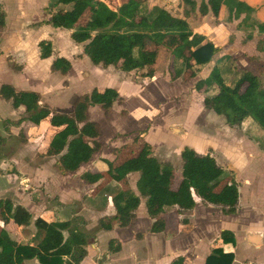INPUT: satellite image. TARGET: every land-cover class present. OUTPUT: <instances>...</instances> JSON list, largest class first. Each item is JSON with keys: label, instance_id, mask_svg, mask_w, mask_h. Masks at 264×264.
Listing matches in <instances>:
<instances>
[{"label": "trees", "instance_id": "1", "mask_svg": "<svg viewBox=\"0 0 264 264\" xmlns=\"http://www.w3.org/2000/svg\"><path fill=\"white\" fill-rule=\"evenodd\" d=\"M183 1L192 10L196 9L197 3L194 0ZM225 3L226 0L203 1L199 12L204 17L211 10L218 17ZM58 5L69 6L70 9H60L52 14L48 24L54 28L74 30L72 39L76 43L85 44L84 53L95 65L114 66L123 72L144 70L155 64L158 48H164L171 57L173 79L183 77L188 82L196 77L195 67L209 64L218 52V48L206 42L204 36L193 33L185 19L175 17L159 7L145 12L140 0H128L118 10L103 1L95 0H57L55 6ZM235 8L236 16L246 14V19L254 11L246 2L240 1ZM4 19V14L0 12V27L4 25ZM247 27L257 28L260 34H264V23H253ZM39 46L43 59L52 56L50 42H41ZM151 46L154 49H150ZM258 50L264 51V39L259 42ZM181 62L185 66L184 73L179 69ZM71 67V63L64 58L55 60L52 66L54 71L64 74ZM147 76L153 77L154 72L150 71ZM227 80L220 69L215 67L208 78L196 83L199 92L213 86L218 89L215 95L204 99L205 107L224 116L227 125L232 128L240 127L247 119H251L264 131V88L260 79L252 72H246L235 86L229 85ZM0 95L6 100H12L17 108L23 106L31 123L40 125L43 121L49 122L54 133L48 144V153L60 155V169L68 173L79 170L100 150V144L96 141L99 136L97 125L86 119L88 108L100 105L110 109L120 98L115 89H94L76 105L72 117L67 114L53 115L49 109L40 105V96L36 92H17L11 85H3ZM115 155L113 161H107L110 183L119 185L131 173H140V177L137 181L138 195L128 187L113 197L116 209L114 219L122 228L130 226L135 211L141 205V198L146 200L147 213L157 218L174 195L173 166L159 161L147 142L139 149L133 145L123 146L115 150ZM181 158V189L190 186L200 196L219 189L225 171L213 156H202L186 147ZM102 179V173H85L82 176L86 184H96ZM225 193L226 197L234 194V187ZM0 219L5 223L13 221L23 226L31 221V215L24 207H15L11 200L2 199ZM35 227L40 238L37 245L21 244L13 240L6 230H0V264H23L28 260H37L40 264H81L85 259L88 236L77 227L72 228V222H48L38 218ZM106 228L112 227L108 224ZM166 228V221L159 218L153 223L151 232L159 234L166 231ZM65 233L69 234L67 238ZM221 240L225 244H234L235 236L230 231H224ZM234 258L233 253H225L223 249L216 248L207 258L206 264H233ZM172 264H185V258L178 257Z\"/></svg>", "mask_w": 264, "mask_h": 264}, {"label": "rangeland", "instance_id": "2", "mask_svg": "<svg viewBox=\"0 0 264 264\" xmlns=\"http://www.w3.org/2000/svg\"><path fill=\"white\" fill-rule=\"evenodd\" d=\"M95 1H103L112 9L118 10L128 0ZM140 1L144 6L145 12H151L155 7H175L179 2L181 5H185L186 8L183 0ZM53 2L50 0H0L2 9L7 13V29L0 46V50L3 52L0 56V81L2 84L11 83L15 86H17V83L20 84L22 82V87L24 88H40L44 94L41 96L43 107L49 109L53 115L67 114L73 117L75 111L74 106L86 96L90 95L91 91L88 86V79H86V82L81 80V75L77 71L78 67L86 66L79 54L83 45L76 43L69 37L72 34V31L69 29H55L43 24L44 21L51 18L46 7L53 4ZM238 2L239 0H236L233 5L236 7ZM255 19L257 18L254 17V22H252L254 24L258 23ZM230 20H233V18H230ZM82 21L84 22L85 20L83 19ZM59 31L63 33L70 31V34L67 33V37L63 35L59 38L61 33ZM254 32L255 29L250 27L246 30L244 36L235 37L237 44L230 45V47L237 49L233 51V54L236 52L239 56H236L238 57L236 60L233 59L230 63L227 57L221 62L222 64H217L221 68L226 67L228 70L229 66L235 69L234 71L232 70V73L226 71L228 84L231 86H235L246 72L253 71L261 78L264 88V64H261L264 62V56L262 59L260 58L261 60H257L255 56L257 55L256 43L258 42L255 41L253 42L254 44H247L248 40L245 38V36L250 34L253 35ZM44 40L53 42V46L55 48L57 47V49L54 48L56 53L62 51V55L58 57H69L70 59V56L73 55L72 61L76 64L75 69H71L72 71L70 70L66 75H60L53 70H49L48 59L42 60L40 58L39 43ZM150 49H154V46H151ZM239 51L243 52V55ZM82 53H84L83 49ZM5 56H10L12 58L11 60L15 62L28 63L31 68H28L27 75L19 78L17 74H24L25 66L13 63L12 69L16 74L10 69L8 65L10 62L6 60ZM85 57L89 65L94 66L89 57L87 55ZM52 58L53 56L49 59ZM256 60L259 64L255 63ZM111 68L112 70H116L114 66H111ZM145 69L141 72L142 74H139V72L136 75L137 77H132V83L135 86L132 92L133 94L124 99V104L122 102L118 105L115 112H110L111 120L117 118L119 114L125 117L127 113L125 110L129 111L133 107L134 109L136 107L138 108L131 117L138 115L140 112H152V105L157 102L154 89L158 85L156 83L153 84V81H151L154 76L149 77L147 75L150 71H153L154 74L157 70L160 71L159 82H162L161 85H163L168 83V74L167 69H165V62L160 65L159 58L156 59L153 66ZM181 70L182 73L185 72L184 65ZM116 71L121 74L126 73L120 70ZM199 73H201V70H198V75L195 80L188 83L182 84L181 82H175V86L172 87V91L175 92V99L170 100L167 105V107L169 105L171 106L169 107L171 114L169 118L172 117L175 120H181V122L190 126L184 134L185 136L181 135V137L177 138L181 143L177 144L173 139V144L168 148L163 145L165 142L160 131V135H155V141H153L155 147L149 143L152 150L154 149L155 151V153L153 152L154 156L161 162L171 164L174 168L172 184L174 195L171 196L170 203L163 212L164 218L167 220L166 231L160 234L151 232L153 223L156 219L162 217L159 215L156 216L157 218H153V215L148 214L145 207L146 200L141 198L142 205L136 211L130 227L135 237L130 234L125 240V245L128 247L125 254L129 256V260L126 258L129 264H141L142 261H146L148 264H170L172 259L179 254H185L187 252L188 255H193L195 254L194 245L199 242V238L202 240L204 236L203 242L206 240L213 241L218 237L221 227L227 226L228 228L231 223H235L240 231L251 227L264 228V202L261 203L260 200L264 196V131L251 119H247L240 127L232 128L227 125L224 116H219L207 109L204 104V98L211 96L214 93L213 91H217V89H208L205 92L197 91L195 86L201 77ZM140 77H143V79H140ZM109 80L117 83L116 80L111 78ZM127 80L129 81V79ZM142 84H144L143 87H141ZM148 84L149 86L147 88L146 86ZM151 84L154 86H151ZM25 90L36 91V89ZM176 96H179V98H176ZM7 105V107L17 109L11 101L7 102ZM188 105L193 109L189 110L190 107ZM104 109L103 107V110L96 109L92 112L93 119L101 123L100 130H103V132L107 129L106 125L108 126L105 121L107 117L106 110H109ZM43 123L47 125L44 128L46 130L43 129L44 136H39L42 137L41 140H38L40 141L39 146L33 143L32 148L37 149L41 158L49 157L50 161L57 165L59 164L60 155H50L48 153L47 139L52 128L48 121H43ZM116 126L119 125L116 124ZM126 127L122 129L124 130L123 132L133 129ZM173 133L175 134V131ZM26 142H28V139L25 136L21 137V142L11 141L5 147V150L7 152L12 151L13 148L17 150L22 148ZM144 143L146 141L137 136L134 138L133 146L139 149ZM189 146L199 155L213 156L219 166L224 169V179L221 181L220 187L216 192L204 193L202 194L203 196H200L194 188L188 185L187 188L181 189L183 184L181 176L183 163L179 152L182 153L183 149ZM136 177L134 175L125 179L126 188L130 187L136 181ZM258 179L262 181L260 185H258ZM21 182L22 179L17 181V187L18 191L23 193ZM232 186L235 189V193L226 197V190ZM120 190H122L121 186L111 185L109 190L105 191L107 196H103V208L105 209L104 214L106 213V219L103 220V216L100 218H91L87 221L83 219L81 221L82 226H78L87 234L90 243L88 259H86L84 264H127L123 260L117 261L120 258L119 255L114 256V254L121 252V242L118 239L111 240L114 237L124 235L125 231L121 230L115 233L105 231L107 230L106 226L108 224L112 228L114 224H118L117 220L114 219L115 216L112 215L114 212H112L113 205L111 204V200ZM178 195L180 196L179 199L177 198ZM183 202L184 204L182 205ZM207 225H209L208 228ZM19 227H22L23 230L18 231V233H24L25 241L35 245L39 242L40 238L37 234H34L33 223L31 221ZM203 231H206V235Z\"/></svg>", "mask_w": 264, "mask_h": 264}, {"label": "crops", "instance_id": "3", "mask_svg": "<svg viewBox=\"0 0 264 264\" xmlns=\"http://www.w3.org/2000/svg\"><path fill=\"white\" fill-rule=\"evenodd\" d=\"M50 1H54V2L53 4H50L48 7H46V9L50 13L51 17L52 14L59 11L60 9H65V10L70 9L69 6H64V5L55 6L57 0H50ZM194 1L197 3V7L195 10H192L188 5H186L185 8V5H181L180 2L176 4L175 7L163 6L159 8L169 11L175 17H180L185 19L188 22L190 29L193 31V33L204 36L206 38V42H211L212 44L215 45L216 48H218V52L214 56L212 62L204 66L195 67L196 77L198 75V70H201V73H199V75L201 76L199 80L206 79L210 76L213 69L217 67L223 73L224 77L228 79L226 71L228 72L230 71L232 73V70L234 71L235 69L231 68L228 64L227 66H229V70L226 67L221 68L217 64H222L221 62H223L224 58L227 57L229 58L228 62L230 63L233 59L236 60L239 57L236 52L233 54V51L237 49H232L230 45H234L235 43L237 44L235 37L244 36L246 30L250 28L247 26L253 24L252 22H254L253 21L254 17L257 18L255 19L257 20V22L264 23V0H239L240 2H246L254 10L248 16V19H246V14H241L240 16H236L235 14L236 8L233 5V3L236 2V0H226L225 5L221 7L218 17H216L211 10H209V13L206 16L202 17L199 12L200 5L203 1L208 2V0H200V1L194 0ZM0 12H2L5 16L4 25L0 27V46H1L3 37L7 29V22H6L7 13L2 9V5H0ZM230 18H233V20H230ZM50 20L51 18L47 21H44L43 24L54 28L53 26L48 24ZM244 21L249 25H246ZM36 25H40V24H36ZM55 29H61V28H55ZM70 31H72L73 33L74 30H70ZM59 32H61L59 38L60 36L63 35L66 36V34L69 33V32L63 33L62 31ZM250 35L252 36V38H250ZM250 35L245 36L246 40H248L247 44H254L253 42L255 41L258 42L256 43L257 55L255 56V58L257 60L258 59L261 60L262 57L264 56V51L258 50V44L262 39H264V34H260L259 30L256 28L253 35L252 34ZM69 37L72 38V34L69 35ZM41 42H50L52 44L53 58L52 59L47 58L49 61V66H48L49 70H53L52 68L53 63L55 60L59 58H64L68 60L72 65L71 69L72 70L75 69L76 64L72 61L73 55L70 56V59L69 57L68 58L58 57L59 55H62L61 54L62 51H58L56 53L52 41L44 40ZM241 43L243 44V42ZM81 45H83L82 49L84 50L85 44H81ZM55 49H57V47ZM82 49L79 54L86 66L78 67L77 71L81 75V80H84V82H86V79H88L87 80L88 86L91 92L94 89L103 91L105 89L111 88V89H115L118 92L120 98L116 102H114L111 109L106 110L107 117L105 122L108 124V126L106 125L107 129L105 130V132H103V130H100L101 123L98 120L97 121L94 120L92 117L93 111H95L96 109L103 110V107L100 105H95V106H90L88 108L87 122L95 123L97 125V128L99 126V136L96 139V141L100 144V150L93 155L92 159L88 163L82 165L81 168L76 172L73 173L64 172L62 169H60V165L59 164L55 165L54 163H52L49 157L41 158V155L39 154L37 149L32 148V144L34 143L35 145L39 146L40 141L38 140L42 139V137L39 136L42 135L44 136L43 129L47 125L43 122L40 125H35L33 123H30V121L27 119L28 114L25 112V108L23 106L17 109L13 107H7L8 106L7 102L11 101V103L13 104L12 100H6L0 95V200L9 198V200L12 201L15 207L17 206L24 207L27 210V212L30 213V215H32L31 223H33V231L35 235L37 234V230H35L36 228L35 221L38 218H42L48 222H72V228L77 227L78 229H80V227L78 226H82L81 221H83V219L87 221L88 219L96 218V217L100 218L102 216H103L102 217L103 220L106 219L105 218L106 213L104 214L105 209L103 208L104 206L103 196H107L105 191L109 190V187L111 185L112 186L118 185L117 183H113V182L110 183L111 178L107 174V170H108L107 161H113L116 158L115 150L123 146L133 145L134 138L137 136L143 138L148 144L150 143L152 144L153 147H155L153 141H155V135L159 134V131L165 142V144L163 145L169 148V146L173 144L172 142L173 139L177 144H180L181 142L177 138L181 137V135H184L190 128L189 125L181 122V120H175L172 117L169 118L171 116L169 112L170 109L169 107L171 106L169 105L167 107V105L170 100L175 99V94H174L175 92L172 91V87L175 86V82H181L182 84H185L195 80L196 77L188 82H185L183 80V77H180L177 80L173 79L174 72L172 71L171 68V57H169V53L164 48H158L157 58H159L160 60V65H162L163 62H165V69H167V74H168V83L161 85L162 82H159L160 81L159 78L161 74L160 71L157 70L154 74V77L151 80L153 81V84L156 83V85H158L157 88L154 89L157 102L154 105H152L153 108L152 112H148V113L140 112L138 115L131 117L134 115V113L138 108L136 107V109H134L133 107L129 111L125 110L127 112L125 117L124 116L122 117V115L119 114L117 115V118H114L112 120L110 118V112L112 111L115 112L116 107L120 105L124 99H126L128 96H131L133 94L132 92L135 86L132 83V77L133 76L137 77L136 75L139 72H140L139 74H142L141 72L143 70H135L132 72H126L125 74L123 73L121 74L118 71H116V70H120L116 67H115L116 70H112L111 66L105 67L103 65H95V64L94 66H90L85 57L86 54L82 53ZM1 53L3 54V52H1L0 50V56ZM239 53L240 54L242 53L243 55V52L239 51ZM5 58L7 61L10 62L8 65L12 71H13L12 69L13 63L21 64L25 66L24 74H17L15 71H13L18 75L19 78L25 77L27 75L28 68H31V66H29L28 63L23 64L12 61L11 60L12 58L10 56L7 57L5 56ZM40 58L42 60H47L41 57V49H40ZM256 61L255 63L259 64L258 61L257 62ZM179 64H180L179 66H181L179 69H181L183 63L181 62ZM261 64H264V62ZM70 70L68 72H70ZM54 72L60 75H66L68 73L67 72L64 74L59 71H54ZM251 72L257 76L255 72L253 71ZM109 78L116 80L117 83L111 82ZM127 79H129V81ZM140 79H143V77H140ZM259 79L262 85V80L261 78ZM153 84H151V86H154ZM3 85H11L13 88H15L17 92L38 93L40 96V105L43 106L41 96L44 94H43V90H40V88H36V87L24 88L22 87V82H20V84L17 83V86H15L14 84L11 83L2 84V82L0 81V89ZM143 86L144 84H142L141 87ZM148 86L149 84L146 87L148 88ZM25 89H36V91L25 90ZM208 89L216 90L217 87L213 86ZM217 91H213L214 93L211 96L215 95ZM177 97L179 98V96H176V98ZM188 107H190L189 110L193 109L190 105H188ZM116 124L119 126H116ZM124 127L133 128V129L128 131L126 130L125 132H123L124 130L122 129ZM52 129L47 139L48 144L52 134L54 133V128ZM173 131H175V134L173 133ZM24 136L25 138L28 139V142H26L22 148H19L17 150L13 148V150L10 152H7L5 150V147L11 141L21 142V137ZM153 152L155 153L154 149ZM179 154L181 155V152H179ZM85 173H92V174L102 173L103 179L96 184H86L82 180V176ZM134 175L137 176L136 181L133 182L130 188L138 195L139 193L137 190V181L140 177V173H131L128 177ZM19 179H22L21 185L23 186V193H20L18 191L17 181ZM258 180H259L258 185H260L262 181L260 179ZM119 186H121L122 190H125L126 189L125 181L120 183ZM105 187L108 188L106 189ZM85 196H87L88 199H86L87 197ZM260 200L261 203L264 202V196L261 197ZM111 204L113 205L112 212H114L112 215L115 216L116 209L114 207L112 200H111ZM163 214L164 213H162L160 216L167 222ZM135 215H136V211H135ZM130 227L131 225L126 228H122L119 226V224H114L112 229L105 230V231H110L112 233L120 232L121 230L125 231L124 235L114 237L111 240L118 239L121 242L122 250L120 253L114 254V256L119 255L120 258L117 261L123 260L124 262L126 261L125 263L127 264H129L127 262V260H129V256L125 254V251L128 250V247H126L125 245V240L130 236V234H132V236L135 237V234L132 233ZM208 227L209 225H207V228ZM2 229L6 230L13 240L21 244L35 245L25 241L26 239L24 233L21 232L18 233V231L23 230L22 227L17 226L13 221L5 223L2 219H0V230ZM15 229L17 230L16 232ZM224 231H230L231 233L234 234L235 236L234 244L223 243V241L221 240V234ZM203 233L205 234L206 231H203ZM68 236L69 234L65 233V237L67 238ZM203 239L201 240L199 238L198 239L199 242L194 245L195 254L188 255L187 252H185V254H179L177 255V257L172 259L170 264H172L174 260H176L178 257H184L185 264H206L207 258L212 254L213 250L216 248L223 249L225 253H233L235 256L233 264H264V254H263L264 228L263 227H251L246 230L240 231L236 227L235 223H231L228 228L227 226L224 227L222 226L221 229L219 230L218 237H216L213 241L206 240L205 242H203ZM99 241L101 243L100 239ZM39 242H37V244ZM89 246L90 243L88 241L87 255L81 264H84L86 262V259H88ZM99 250L101 249L99 248ZM23 264H40V263L37 260H28L25 261ZM141 264H148V262L142 261Z\"/></svg>", "mask_w": 264, "mask_h": 264}]
</instances>
